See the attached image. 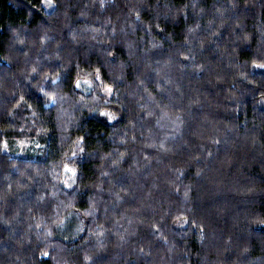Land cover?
I'll return each mask as SVG.
<instances>
[{
	"label": "trees",
	"instance_id": "obj_1",
	"mask_svg": "<svg viewBox=\"0 0 264 264\" xmlns=\"http://www.w3.org/2000/svg\"><path fill=\"white\" fill-rule=\"evenodd\" d=\"M0 264H264V0H0Z\"/></svg>",
	"mask_w": 264,
	"mask_h": 264
},
{
	"label": "rangeland",
	"instance_id": "obj_2",
	"mask_svg": "<svg viewBox=\"0 0 264 264\" xmlns=\"http://www.w3.org/2000/svg\"><path fill=\"white\" fill-rule=\"evenodd\" d=\"M8 150V148H7ZM16 154L22 157H31V158H38L40 156V152H37L35 148L32 149H21L16 150Z\"/></svg>",
	"mask_w": 264,
	"mask_h": 264
}]
</instances>
